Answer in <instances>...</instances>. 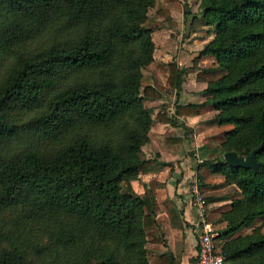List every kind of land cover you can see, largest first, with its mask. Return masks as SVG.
<instances>
[{
    "label": "trees",
    "instance_id": "trees-1",
    "mask_svg": "<svg viewBox=\"0 0 264 264\" xmlns=\"http://www.w3.org/2000/svg\"><path fill=\"white\" fill-rule=\"evenodd\" d=\"M201 1L214 35L200 52L224 72L204 92L213 119L232 125L221 154L203 163L243 194L233 200L242 214H225L218 236H227L264 214V165L254 172L223 159L262 144L264 162V0ZM154 3L0 0V264H149L146 243L162 240L148 238L156 203L129 181L157 163L139 155L152 121L143 100L162 95L141 82L153 59L145 22ZM163 66L178 90L182 69ZM221 249L223 264H264V232ZM156 264L180 263L164 251Z\"/></svg>",
    "mask_w": 264,
    "mask_h": 264
},
{
    "label": "crops",
    "instance_id": "crops-1",
    "mask_svg": "<svg viewBox=\"0 0 264 264\" xmlns=\"http://www.w3.org/2000/svg\"><path fill=\"white\" fill-rule=\"evenodd\" d=\"M211 27V34L202 38L204 43L214 35ZM155 32L156 28L151 34L155 45L153 59L142 68L141 82L142 85L153 86L162 95L143 100L152 121L148 140L142 144L139 155L146 159L156 158L157 163L131 179L129 186L139 195L151 194L156 203L154 217L157 223L148 231V238L160 237L162 240L146 243L149 264L158 263L159 254L164 251H171L180 264H191V257L196 254L197 238L193 222L198 211L190 201L187 186L194 177L202 183L205 176L211 179L219 174L203 162L221 153V143L229 125L213 119L217 110L204 92L207 82L214 78L209 79L207 74L200 73L201 69L211 73L216 70L213 68L216 63L214 56L200 52L204 43L197 53L187 43H183L185 48L182 51L171 52L165 44L167 42H155ZM188 48L190 51H187ZM170 61L182 69L178 90L167 85L163 64ZM197 71L202 74V81ZM187 103L202 105L196 114L175 113L178 105ZM158 112L166 118H159ZM125 184L123 187H126Z\"/></svg>",
    "mask_w": 264,
    "mask_h": 264
},
{
    "label": "rangeland",
    "instance_id": "rangeland-1",
    "mask_svg": "<svg viewBox=\"0 0 264 264\" xmlns=\"http://www.w3.org/2000/svg\"><path fill=\"white\" fill-rule=\"evenodd\" d=\"M201 10V0H155L154 5L148 10V18L145 24L156 28L155 42L157 44L161 41L167 42L165 44L171 48V52L174 50L177 52L182 51L185 48L183 43H187L188 47L197 53L204 43L202 38L208 37L212 28V25L205 23ZM189 48L187 51H190ZM190 66L192 65L190 64ZM213 68L216 70L212 73L202 71V69L200 73L207 74L206 76L209 79L219 77L224 73L221 68L217 67V63ZM196 73L199 80L202 81V74L199 71ZM227 125H229L228 129L232 127L231 124ZM220 154L219 152L217 155ZM202 181L201 190L206 204L205 217L212 220L215 229L218 231V236L227 225L225 216L227 212H231L235 219L242 214V204L234 206L233 200H243V194L234 182L225 180V175L221 173L211 179L205 176ZM263 232L264 214L254 215L237 231L227 236H218V246L223 247V244L228 241H239L246 235Z\"/></svg>",
    "mask_w": 264,
    "mask_h": 264
},
{
    "label": "built area",
    "instance_id": "built-area-1",
    "mask_svg": "<svg viewBox=\"0 0 264 264\" xmlns=\"http://www.w3.org/2000/svg\"><path fill=\"white\" fill-rule=\"evenodd\" d=\"M200 180L194 177L188 186L189 198L198 211L195 220L196 254L192 264H223L224 253L218 246L216 235L218 231L212 220L205 217V199L203 198Z\"/></svg>",
    "mask_w": 264,
    "mask_h": 264
},
{
    "label": "water",
    "instance_id": "water-1",
    "mask_svg": "<svg viewBox=\"0 0 264 264\" xmlns=\"http://www.w3.org/2000/svg\"><path fill=\"white\" fill-rule=\"evenodd\" d=\"M261 146L262 144L252 148L245 156L237 154L234 150H227L223 153V159L230 167L251 168L255 172L260 165H264V162L256 157V152Z\"/></svg>",
    "mask_w": 264,
    "mask_h": 264
}]
</instances>
